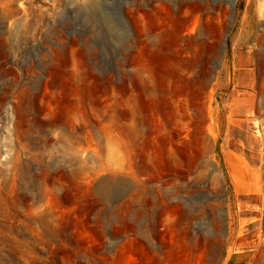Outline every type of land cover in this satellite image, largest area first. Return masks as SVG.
Instances as JSON below:
<instances>
[{
    "label": "rangeland",
    "instance_id": "rangeland-1",
    "mask_svg": "<svg viewBox=\"0 0 264 264\" xmlns=\"http://www.w3.org/2000/svg\"><path fill=\"white\" fill-rule=\"evenodd\" d=\"M178 1L0 0V264H264V0Z\"/></svg>",
    "mask_w": 264,
    "mask_h": 264
},
{
    "label": "bare ground",
    "instance_id": "bare-ground-1",
    "mask_svg": "<svg viewBox=\"0 0 264 264\" xmlns=\"http://www.w3.org/2000/svg\"><path fill=\"white\" fill-rule=\"evenodd\" d=\"M170 2V0H165ZM179 2V1H178ZM210 3L209 0H180L179 2V10L183 11L185 15H194L197 19L201 15V13L209 12ZM212 8V7H211ZM208 10V11H207ZM197 27L196 20L193 22L191 26V30H195Z\"/></svg>",
    "mask_w": 264,
    "mask_h": 264
},
{
    "label": "crops",
    "instance_id": "crops-1",
    "mask_svg": "<svg viewBox=\"0 0 264 264\" xmlns=\"http://www.w3.org/2000/svg\"><path fill=\"white\" fill-rule=\"evenodd\" d=\"M252 208V207H250ZM251 221H253L251 219ZM250 255V252L246 249L244 251H240L239 254L231 256L228 259L227 264H245V261L248 260V256Z\"/></svg>",
    "mask_w": 264,
    "mask_h": 264
},
{
    "label": "water",
    "instance_id": "water-1",
    "mask_svg": "<svg viewBox=\"0 0 264 264\" xmlns=\"http://www.w3.org/2000/svg\"><path fill=\"white\" fill-rule=\"evenodd\" d=\"M223 117H224V124H223V129H224V127H225V122H226V116H225V114L223 115ZM223 129H222V131H223Z\"/></svg>",
    "mask_w": 264,
    "mask_h": 264
}]
</instances>
